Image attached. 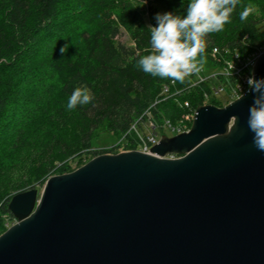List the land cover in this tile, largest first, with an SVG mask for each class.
I'll return each mask as SVG.
<instances>
[{"label": "water", "instance_id": "95a60500", "mask_svg": "<svg viewBox=\"0 0 264 264\" xmlns=\"http://www.w3.org/2000/svg\"><path fill=\"white\" fill-rule=\"evenodd\" d=\"M252 76L264 77V52ZM253 94L201 104L149 152L100 153L14 193L0 264H264V152ZM174 155V156H170Z\"/></svg>", "mask_w": 264, "mask_h": 264}, {"label": "trees", "instance_id": "16d2710c", "mask_svg": "<svg viewBox=\"0 0 264 264\" xmlns=\"http://www.w3.org/2000/svg\"><path fill=\"white\" fill-rule=\"evenodd\" d=\"M141 3L142 0H0V141L9 142L13 148V140L24 137L25 142L23 118L27 115L32 120L46 121V138L41 145L44 155L30 169L31 180L19 184L0 202V234L7 229V217L13 215L8 202L14 193L30 184L43 183L51 175L74 170L79 165L71 163L86 154L94 157L118 152L120 147L139 148L141 132L150 130L149 120L163 135L168 129L164 127L167 119L177 122L201 104L222 106L236 97L233 87L241 79L237 74L224 73L223 60L236 52L244 58L264 45V31L260 28L264 0H238L223 31L204 38L203 62L219 70L206 75L202 65L199 73L205 76L203 80L198 81L194 73L183 82L146 74L136 61L150 50L149 28L156 23L155 13L183 14L188 0H149L150 22ZM245 8L248 15L241 20L240 12ZM122 30L127 32L130 43L118 38ZM63 46L66 52L60 53ZM214 48L219 50L217 57L213 55ZM79 86L89 88L94 99L66 110L68 96ZM217 87L223 88L219 95L213 92ZM28 92H33V97L26 98ZM34 107L40 110L38 114ZM18 113H24L22 119L17 118ZM102 125L117 134L120 141L114 147L94 150L93 141ZM2 151L9 149L2 146ZM5 152H0V162Z\"/></svg>", "mask_w": 264, "mask_h": 264}, {"label": "clouds", "instance_id": "9594fccd", "mask_svg": "<svg viewBox=\"0 0 264 264\" xmlns=\"http://www.w3.org/2000/svg\"><path fill=\"white\" fill-rule=\"evenodd\" d=\"M146 0H142L144 4ZM238 0H188L183 14L175 11L157 12L155 24L149 28L150 50L136 61L142 72L153 77L183 82L199 73L203 65L205 37L223 31L230 22ZM248 9L240 12L245 20ZM66 52V47L59 49ZM200 57L198 60L197 57ZM247 88L253 94L249 105L247 127L254 147L264 152V77L249 76ZM94 99L86 86L74 87L68 96L66 110L89 104Z\"/></svg>", "mask_w": 264, "mask_h": 264}, {"label": "rangeland", "instance_id": "374dc122", "mask_svg": "<svg viewBox=\"0 0 264 264\" xmlns=\"http://www.w3.org/2000/svg\"><path fill=\"white\" fill-rule=\"evenodd\" d=\"M148 1L149 0H146L143 6L145 10V16L147 20L150 22V14L149 11L147 10ZM260 28L262 31H264V22L260 25ZM118 38L126 43L131 42L125 30H122V32L118 35ZM203 69L206 75L213 74L214 72L219 70L218 67H216L214 64L208 61L203 62ZM29 96L33 97V92H28L26 98H28ZM219 97L223 98L222 95H220ZM26 107L28 106L26 105ZM33 109H35L36 114H38L37 112V110H39L38 107H34ZM10 114L12 117L13 111H10ZM23 114L24 113H18L17 118L22 119V116H24ZM23 120H24L23 134L26 138L25 142H24V137H22L21 139L13 140L12 141V143L14 144V148H13L11 147V144L9 142L5 143L0 141V152H5L2 151V146H5V150L6 148L9 149V152L7 151L5 152V155L3 156L2 159L3 161L0 162V202L5 200V198H7L6 195H10L12 192L16 191V187L19 184L22 185L28 183L31 180L32 175L30 173V169H32V167L35 164H37L40 158H42L44 155L43 152L44 149L43 147H41V145L43 142H45V138H46V136L44 137V130H45L44 126L46 121L44 119L32 120L30 115H27V117L23 118ZM19 126L21 127V125ZM141 134H143V132H141ZM165 134L171 136L173 135V132L169 131L168 129H165ZM119 139L120 137L117 134L110 131L105 125H102L98 130L97 138L93 141L92 149L102 150V149H108L114 147L120 141ZM123 150H129V149H124L123 147H120L118 149V151H123ZM1 155L2 154H0V159H1ZM91 157L92 154H86L83 159H80L77 162L73 161L71 164L73 166L75 165L81 166L82 164L87 162L88 159H90ZM45 181L43 183L36 182L30 184V186L31 185L38 186L40 190H42ZM28 187L26 188L28 189ZM7 218H8L7 228L17 220L14 217V215H12V217H7Z\"/></svg>", "mask_w": 264, "mask_h": 264}, {"label": "built area", "instance_id": "2783aa9c", "mask_svg": "<svg viewBox=\"0 0 264 264\" xmlns=\"http://www.w3.org/2000/svg\"><path fill=\"white\" fill-rule=\"evenodd\" d=\"M264 52V45L251 52L248 56L241 58L238 52L234 53L233 57H228L223 60L224 63V73L230 74L234 73L239 76L241 82L236 83L233 87L234 96H239L245 89H247V79L251 75L252 76V67L257 59V57ZM219 53L218 48L213 49V55L217 57ZM249 59V60H248ZM198 75V81H201L205 78L201 73H196ZM167 90V88H166ZM215 95H219L223 92V88H215L213 89ZM186 106H189V102H185ZM195 109H190L187 113H185L177 122H172L169 119L165 121L164 127L170 128L175 132V134L189 130L190 123L192 124V120L194 118ZM148 126L150 130L140 135L139 145L140 147L137 149L149 152L150 148L159 141L162 135L156 131V126L152 120H149ZM174 156V155H170Z\"/></svg>", "mask_w": 264, "mask_h": 264}, {"label": "bare ground", "instance_id": "6f19581e", "mask_svg": "<svg viewBox=\"0 0 264 264\" xmlns=\"http://www.w3.org/2000/svg\"><path fill=\"white\" fill-rule=\"evenodd\" d=\"M247 89H248V88H247ZM247 89H245L242 93H244ZM242 93H241V94H242ZM241 94H240V95H241ZM240 95H239V96H240ZM237 97H238V96H236L235 98H237ZM235 98H234V99H235Z\"/></svg>", "mask_w": 264, "mask_h": 264}]
</instances>
